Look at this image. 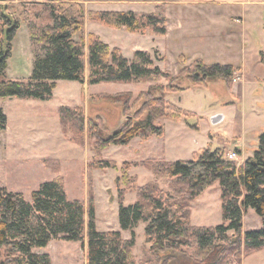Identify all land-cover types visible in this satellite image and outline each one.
I'll return each instance as SVG.
<instances>
[{
  "label": "rangeland",
  "instance_id": "374dc122",
  "mask_svg": "<svg viewBox=\"0 0 264 264\" xmlns=\"http://www.w3.org/2000/svg\"><path fill=\"white\" fill-rule=\"evenodd\" d=\"M63 1H77L83 10V27L73 38L84 46L85 52L90 36L95 35L110 48L117 47L125 57L133 49L156 55L159 67L173 76L194 60L239 67L241 76L236 81L235 73L231 86L217 79L206 85L166 92L168 114L156 120L163 126L161 136L136 137L127 145H109L100 151L94 148L87 120L100 116L109 131L140 111L142 103L131 104L128 111L122 112L121 106L100 97L122 92L130 94L133 101L150 86L166 87L167 79L95 85L59 80L47 101L0 97V109L7 116V127L0 130V185L22 193L29 200L40 183L60 176L69 199L80 200L87 207L88 198H92L98 231H118V202L122 198L125 205L134 203L139 187L155 181L159 189L171 196L168 201L180 200L166 178L154 179L152 170L142 164L132 166L128 172L135 178L134 190H122L123 185L116 178L123 162L189 160L201 149L210 148L219 149L227 159L234 152V161L239 165L243 157L252 154L258 135L264 132V64L259 56L260 51L264 53V0H0V42L6 21L1 16L19 22L7 60V78L29 79L36 48L31 35H38V30L48 22L41 8L44 3ZM99 11L164 13L167 31L154 35L109 28L89 18V12ZM186 84L185 80L172 83ZM61 106L82 108L85 117L82 145L72 140L75 133L62 131L58 117ZM174 114L180 116L178 120L169 118ZM237 145L242 148L241 157L237 156ZM104 160L114 161L116 167L92 170L91 184L88 183L86 165L97 166ZM188 204L191 225L215 226L222 222L218 182ZM259 228L261 218L249 208L243 215L242 231ZM144 229L143 222L134 229L136 238L131 256L135 264L152 259ZM120 232L123 238L130 237L128 231ZM37 252L48 254L51 264H86V247L80 242L52 240ZM238 264H264V248L244 256Z\"/></svg>",
  "mask_w": 264,
  "mask_h": 264
},
{
  "label": "trees",
  "instance_id": "16d2710c",
  "mask_svg": "<svg viewBox=\"0 0 264 264\" xmlns=\"http://www.w3.org/2000/svg\"><path fill=\"white\" fill-rule=\"evenodd\" d=\"M41 12L48 22L38 30V35H31L36 48L28 80H12L6 76L11 42L19 22L1 16L6 21L0 42V97L47 101L59 80L80 84L86 81L89 85L158 82L162 78L169 82L166 87L150 86L133 101L130 94L122 92L99 96L121 106L122 112L128 111L131 104L142 103L140 111L109 131L100 116L87 120L96 151L109 145H127L136 137L161 136L163 126L156 120L168 114L166 92L206 85L217 79L231 86L239 70L230 64L194 60L173 76L162 70L148 51L136 50L131 57H125L117 47L110 48L95 35L90 36L85 52L84 46L73 38L84 22V13L77 1L44 3ZM88 16L103 26L124 28L131 33L164 35L167 31L165 14L155 11H99L89 12ZM29 25L30 29L34 28L32 23ZM259 56L264 64L262 51ZM180 80H185L186 86L172 85ZM58 117L62 131L75 133L72 140L82 145L85 124L82 108L61 106ZM179 117L178 114L169 116L172 120ZM6 127L7 116L0 109V130ZM236 153L240 150L236 149ZM139 164L151 169L154 179L166 178L180 200L168 201L171 196L159 189L155 181L139 187L137 199L131 205H125L121 198L118 225L120 230L129 232L127 239L120 230L98 231L92 198H88L87 207L80 200L69 199L60 176L40 183L29 200L22 193L0 186V264H51L49 255L37 250L52 240L80 242L86 247V264H135L131 249L139 222L145 224L144 239L152 256L143 264H238L244 256L264 248V132L258 135L252 154L239 165L225 158L219 149L210 148L201 149L189 160L123 162L120 176L116 178L117 183H122V190H134L135 178L128 172ZM115 167L116 163L108 160L97 166L88 163V183L92 180V170ZM215 182L220 187L222 222L215 226L191 225L188 203ZM249 208L261 218V228L243 232V215Z\"/></svg>",
  "mask_w": 264,
  "mask_h": 264
},
{
  "label": "crops",
  "instance_id": "0c3cea01",
  "mask_svg": "<svg viewBox=\"0 0 264 264\" xmlns=\"http://www.w3.org/2000/svg\"><path fill=\"white\" fill-rule=\"evenodd\" d=\"M94 33H96V32H94ZM105 43H106V42H105ZM107 44H108V43H107ZM110 46H111V45H110ZM111 47H115V46H111ZM156 47H157V48H156L157 51H160L159 48H158V46H156ZM136 50H139V49H136ZM136 50L133 49L132 52H131V54H130V56H128V57H131V55L133 54V52L136 51ZM143 51H146V50H143ZM160 52H161V51H160ZM152 56H153V55H152ZM155 63L159 66V61H158V58H156V55H155ZM232 66H233V65H232ZM233 67H234V66H233ZM235 68H239V67H235ZM236 73L238 74V78L236 79V81H237V80L240 78V76H241V72H240V70H238ZM57 82H58V81H57ZM57 82H56V83H57ZM213 116H214V115H213ZM217 118H220V117L218 116ZM216 120L218 121L219 119H216ZM235 147H237V148L240 150V153H237V156H238V157H239V156L241 157V156H242V148H240L238 145L235 146ZM235 147H234V148H235ZM245 158H246V157H243L241 161L243 162ZM0 186H2V185H0ZM3 187H5V186H3ZM125 239H127V238H125Z\"/></svg>",
  "mask_w": 264,
  "mask_h": 264
},
{
  "label": "built area",
  "instance_id": "2783aa9c",
  "mask_svg": "<svg viewBox=\"0 0 264 264\" xmlns=\"http://www.w3.org/2000/svg\"><path fill=\"white\" fill-rule=\"evenodd\" d=\"M236 80V79H235ZM236 156V154L233 152V153H230L228 154V157L230 160H234V157Z\"/></svg>",
  "mask_w": 264,
  "mask_h": 264
}]
</instances>
